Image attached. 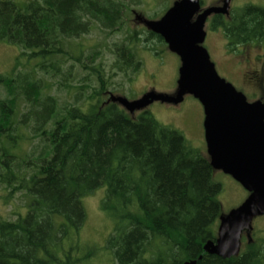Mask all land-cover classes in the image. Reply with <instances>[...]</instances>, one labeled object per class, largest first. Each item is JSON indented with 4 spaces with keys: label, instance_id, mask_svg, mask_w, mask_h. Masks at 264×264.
I'll list each match as a JSON object with an SVG mask.
<instances>
[{
    "label": "trees",
    "instance_id": "1",
    "mask_svg": "<svg viewBox=\"0 0 264 264\" xmlns=\"http://www.w3.org/2000/svg\"><path fill=\"white\" fill-rule=\"evenodd\" d=\"M141 3L0 0V41L21 48L13 70L0 73L6 93L0 98V183L10 196H31L25 216L0 219V264H90L98 250L81 243L87 220L82 199L101 186V209L113 220L105 248L115 264H264V239L254 234L243 236L236 256L205 250L216 240L223 214L222 185L213 178L210 158L148 108L133 116L111 100L103 64L95 60L103 55L102 43L83 62L100 82L86 100L62 105L37 75H57L71 40L94 25L124 35L112 45L113 68L139 72V43L167 45L146 26L130 27L129 14ZM208 21L223 30L231 49L264 42L263 5L234 7ZM23 57L33 58L34 66L21 69Z\"/></svg>",
    "mask_w": 264,
    "mask_h": 264
},
{
    "label": "rangeland",
    "instance_id": "2",
    "mask_svg": "<svg viewBox=\"0 0 264 264\" xmlns=\"http://www.w3.org/2000/svg\"><path fill=\"white\" fill-rule=\"evenodd\" d=\"M14 1L21 5L28 0ZM174 1L142 0L140 5L133 6V10L129 14L128 23L130 27L143 29L145 24L137 18V15L147 19H158ZM230 4L232 8L245 4L264 6V0H231ZM220 5H223V0H204L202 8ZM206 28L208 34L205 46L208 48L212 60L216 63L220 75L243 91L249 100L261 99L264 101L263 88L250 84L246 85L244 72L248 67L242 63L243 57L241 56L244 47L250 51H262L264 50L263 47L248 43L247 45H239L234 50L228 46L227 38L222 29H211L210 21H208ZM123 37L124 35L120 32L108 35L101 31L98 25H94L90 33L71 40V45L68 48L69 54L61 63L57 75L39 70H37V75L48 83L47 90L56 95L62 105L74 103L77 99L79 101L86 100L88 95L100 86V82L96 73L84 68L83 62L89 63L86 55L93 52L97 45L102 43L103 55L102 57L97 56L95 60L96 63L102 62L104 77L106 75L109 81L108 89L116 96L135 100L148 91L174 94L179 76V56L170 51L167 45L158 42L156 39L155 42L152 41L148 44L143 41L138 44L137 50L143 62L141 70L137 73L118 71L113 68L115 55L111 48L115 41H121ZM145 45L156 46L157 50H151ZM20 52L21 48L18 45L0 41V73H10L13 70ZM20 61H22L21 69L32 68L35 62L33 58L26 57ZM65 83L69 86H65ZM5 95V90L0 85V98L5 97ZM148 109L161 123L182 130L193 146L199 148L204 155H208L204 137V108L197 98L187 95L184 101L178 104L155 101ZM213 178L222 185L218 200L223 214L240 205L247 197L248 191L231 175L221 170H215ZM104 194L105 186H101L82 199L87 211V220L81 231V243L82 245L93 246L98 250L90 264H115L112 252L105 248L106 240L113 230V220L101 209V200ZM30 201L31 196L23 191L10 196L6 185L0 183V219L13 220L18 215L25 216L29 210ZM253 225L251 237L254 234L258 239H264V215L257 217Z\"/></svg>",
    "mask_w": 264,
    "mask_h": 264
},
{
    "label": "water",
    "instance_id": "3",
    "mask_svg": "<svg viewBox=\"0 0 264 264\" xmlns=\"http://www.w3.org/2000/svg\"><path fill=\"white\" fill-rule=\"evenodd\" d=\"M231 0L202 8L201 0H175L158 19L137 15L145 26L163 37L168 49L180 58L174 94L145 92L129 100L111 95L131 115L155 101L178 104L187 95L204 108V137L212 167L236 179L248 195L237 207L222 214L216 240L205 250L223 258L236 256L242 237L251 238L254 220L264 215V101L249 100L232 82L222 77L205 46L206 24L212 14L230 13ZM184 264H197L196 260Z\"/></svg>",
    "mask_w": 264,
    "mask_h": 264
},
{
    "label": "flooded vegetation",
    "instance_id": "4",
    "mask_svg": "<svg viewBox=\"0 0 264 264\" xmlns=\"http://www.w3.org/2000/svg\"><path fill=\"white\" fill-rule=\"evenodd\" d=\"M224 3V0H223ZM203 5V4H202ZM232 7L230 8V11H232ZM212 14L211 16H213ZM224 15V14H223ZM211 16L209 18H211ZM254 43L258 47H263L264 49V42H250L249 44ZM248 44V43H247ZM243 44V45H247ZM248 50V48L244 47L243 51L241 53V56L243 57V62L248 69L244 72V78L246 81V85H252V86H260V88L264 89V50ZM242 60V59H241Z\"/></svg>",
    "mask_w": 264,
    "mask_h": 264
}]
</instances>
